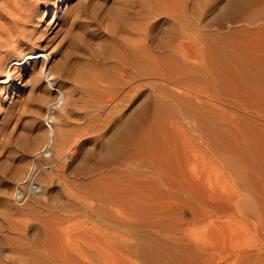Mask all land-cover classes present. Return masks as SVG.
<instances>
[{"label": "rangeland", "instance_id": "rangeland-1", "mask_svg": "<svg viewBox=\"0 0 264 264\" xmlns=\"http://www.w3.org/2000/svg\"><path fill=\"white\" fill-rule=\"evenodd\" d=\"M229 2L78 0L74 15L54 26L55 59L65 68L57 86L69 94L55 124L68 137L76 131L81 145L63 162L53 142L35 144L45 126L29 122L30 114L45 106L30 100L33 88L24 80L0 135V264H264V0L227 9ZM159 5L177 19L150 13ZM147 20L160 52L177 39L188 45L186 55L200 65L192 85L200 98L187 95L186 103L208 119L173 112L150 81L113 110L78 83L84 63L106 67L109 46L131 39L133 26ZM205 74L210 81L225 75L242 112L213 104ZM100 84L101 93L113 86ZM136 111L132 135L107 153ZM106 112L104 128L95 130L94 117ZM106 209L128 215L119 221Z\"/></svg>", "mask_w": 264, "mask_h": 264}, {"label": "bare ground", "instance_id": "bare-ground-1", "mask_svg": "<svg viewBox=\"0 0 264 264\" xmlns=\"http://www.w3.org/2000/svg\"><path fill=\"white\" fill-rule=\"evenodd\" d=\"M68 1L69 0H0V135L7 130L11 117L15 114V106L19 105L21 99V97H19V94L22 92L21 85L25 80L24 82L31 83L33 88L29 92L30 100L35 104L37 101L45 106V111L37 112L39 109L36 108L34 112L30 114L29 122L41 121L45 126V129L40 131L39 136L36 138L35 144L41 145L47 141L53 142L55 146H58V156L63 159V162H66L70 155L81 145L79 141L80 136L76 135V131H72L71 135L68 137L66 133L58 129L55 124L60 114L65 115L69 94L57 86L58 73L65 70V68L63 61L55 59L58 53L55 49L56 45L53 43L54 26L58 27L61 21L67 16H73L80 6V4L77 3L78 0L75 1L76 4L73 6H69V4L66 5ZM242 1L243 0H230L227 9H233ZM60 6L61 9L57 12ZM81 8L82 6L80 9ZM154 11L159 14L164 13L168 17L177 19L175 18V13L171 11L168 6L159 5L158 7L150 9V13ZM143 22L139 24V28H137L138 25L133 26L132 29L136 32L131 39L126 40L124 38L119 45L109 46L105 53H103L108 59V65L106 67L95 69L91 63L83 64L78 73V83L84 89L85 94L94 100L101 95L100 103L107 105L109 110H113L119 104L126 102L140 83L150 85L151 82L157 86L159 96L165 101L164 106H168V103H171V108H174L176 112L185 114V117L189 115L193 119H198L199 117H202L201 119H208L209 115H207L205 111L204 114L201 107L193 108V106H189V102L188 104L186 103L189 101L186 98L187 95H192L197 100L200 98L197 94L198 92L196 93L192 87L194 79L197 81L196 75L200 71V65L195 62L194 58L186 55V46L188 45L184 44L182 40L179 41L180 39H177L174 44L168 46L166 52H160L159 49L154 47L153 43H151V40H153L152 37L149 39V33L152 32L154 26L150 24L149 20H147L145 24H143ZM131 27L132 24L125 26V28L129 29ZM191 41H194L192 37ZM49 57L53 59V62L50 61L46 65ZM230 60L229 58V62ZM54 61H56V63ZM37 63H39V67H36ZM215 65L218 66L219 64ZM203 67H205V65ZM229 67H231V65ZM229 71H231V69ZM210 73H212V71H210ZM209 75L212 76L211 74ZM22 76H24L23 79H21ZM205 76H203L205 84L208 90L212 92H210V95L213 93L215 94V96L214 94L212 96L215 102L213 104L218 105L222 103L226 108H230L234 111L240 110L242 112L240 108L242 103L241 106L234 105L236 103L238 104L239 100L237 101L232 95L230 85L227 84L229 82L224 80L225 75H222L223 79H216L220 76L216 75L217 77L214 81H210L208 79L209 76L208 78ZM103 78L110 81L113 86L111 89L101 93L96 91L95 88H98V85H102L100 82L105 81ZM232 82L233 79H231V83ZM195 88H197V86ZM172 89L174 90L172 91ZM54 90H56L57 93L55 99L52 101L51 98L48 97V92H55ZM35 92H37V94ZM6 94L7 96L4 97ZM216 94L221 97V99H218V97L214 98ZM202 100H200V102ZM231 100L237 102L234 103V101ZM203 101L205 102L206 100L204 99ZM8 102L10 103L8 104ZM204 102L203 105H206ZM54 105L56 106L53 107ZM251 106L248 107L249 111L247 108H244L247 114L251 113L250 108H253ZM143 107L145 106L143 105L141 108ZM253 111H255V109ZM256 111L252 112L255 117H257L256 115L259 113V110L256 109ZM137 112L138 111L130 114L128 118L119 125L115 138L107 143V153L116 151L119 146L132 135L135 130V117L138 114ZM107 117L108 112L103 113L102 116L97 115L94 117V121H96L95 130L104 128L105 121L108 119ZM102 120L104 121L99 124ZM85 200L87 199H82L83 203ZM85 205L89 207L88 203ZM106 212L109 214L107 215V213L103 212L105 216L107 215L106 217L114 215L119 221H124L126 218L125 216L128 215L125 213L123 215L120 210L115 209H106ZM102 214H100V216H102ZM105 216H103V219L101 217V220H105L104 222L107 220ZM107 221L110 222V218ZM108 222L106 223L109 224Z\"/></svg>", "mask_w": 264, "mask_h": 264}]
</instances>
